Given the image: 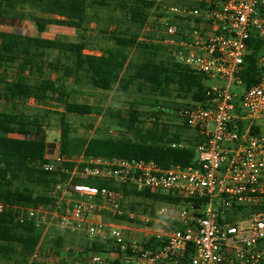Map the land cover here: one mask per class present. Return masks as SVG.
Masks as SVG:
<instances>
[{"label":"built area","instance_id":"1","mask_svg":"<svg viewBox=\"0 0 264 264\" xmlns=\"http://www.w3.org/2000/svg\"><path fill=\"white\" fill-rule=\"evenodd\" d=\"M142 30L140 41L161 46L173 62L207 81L221 82L208 86L203 103H186L175 111L179 123L203 140L195 147V166L164 168L153 160L84 154L69 158L61 153L60 141L50 143L45 169L61 179L52 184L45 203L11 209L22 223L31 220L42 230L54 224L62 232L81 234L89 246L103 245L107 252L64 261L54 251L37 248L31 261L184 264L191 252L189 264H264V211L235 221L227 218L237 207L264 206V133L252 132L264 119V52L257 59V84L246 88L241 78L252 53L249 44L264 43V0H177L158 11L153 8ZM12 31L25 35L17 27ZM165 116H152L148 124L165 123ZM102 136L120 134L107 130ZM82 180L173 195L181 202L144 206L140 216L125 207L128 197L123 193ZM6 208L0 203V212Z\"/></svg>","mask_w":264,"mask_h":264},{"label":"trees","instance_id":"2","mask_svg":"<svg viewBox=\"0 0 264 264\" xmlns=\"http://www.w3.org/2000/svg\"><path fill=\"white\" fill-rule=\"evenodd\" d=\"M113 2L118 4L121 15L111 16L101 30L111 45L102 48L100 53L92 49L84 35L78 42L43 36L51 27L87 33L90 25L101 21L99 12L112 7ZM154 5L147 0H0V19L31 22L38 32L30 36L0 30V98L11 106L8 111H0V203L8 207L0 212V264H42L30 259L37 248L54 251L64 261L83 260L107 252L103 245L89 246L84 239L79 243L74 238L67 239L75 236L70 232L56 234L45 248L44 231L31 220L23 223L17 220L18 212L11 207L45 203L52 184L61 179L58 173L45 169L48 162L45 132L49 129L50 112L30 114L18 108L21 102L33 100L39 105L62 107L63 111L58 112L60 148L69 158L84 154L153 160L164 168L195 166V147L203 143L201 137L186 136L185 131L190 129L183 124L147 125L152 116L167 115L160 110L162 107L176 111L186 103H203L208 90L203 75L173 62L161 46L139 40ZM249 45L252 53L246 58L241 74L246 88L257 84V59L264 52L262 41ZM87 50L94 52L89 54ZM133 50L137 52L136 58L132 56ZM49 51L59 52L63 59H51ZM48 70L60 75L49 77ZM59 77L73 80L72 90ZM85 87L135 95L125 113L109 112L117 121L120 136H102L103 131L97 129L100 131L89 138L74 131L67 114H102L100 107L71 101V96ZM261 131L259 126L252 130L253 133ZM181 142L189 147H171L172 143ZM82 183L106 187L153 204L181 202L173 195L149 190L137 192L126 185L97 180H82ZM255 211H264V206L237 207L227 218L235 221ZM190 253L184 264H189Z\"/></svg>","mask_w":264,"mask_h":264},{"label":"rangeland","instance_id":"3","mask_svg":"<svg viewBox=\"0 0 264 264\" xmlns=\"http://www.w3.org/2000/svg\"><path fill=\"white\" fill-rule=\"evenodd\" d=\"M147 1H151L155 3L153 7L156 9V11H158L161 8V5L173 4V3L177 4V0H147ZM117 9H118V4L116 2H113L112 7L99 12L101 21L99 22V24L93 23L92 25H90L87 33H84L82 31H77L75 29L68 27H51L49 28L48 32L45 33L43 36H45L46 38L64 39L69 42H78L80 40V36L84 35L85 36L84 38L87 40V42L90 43L92 49L93 50L96 49V51L100 53L102 48H106L111 45L110 41L107 39L108 36L104 35L101 30H104L105 27L108 25V19L111 16L116 17L121 15L120 11H118ZM153 25L157 26L156 22H154ZM15 27L23 30V33L25 35L27 30H29V28H32L33 30L32 24L25 25L24 27L21 22H16L13 20L6 21L0 19V30H4V29L13 30V28ZM33 32H34L33 35L35 34L38 35V32L37 31L35 32V29ZM140 37H143V30L141 31ZM150 38H153V35H150ZM93 50L88 52L93 53L94 52ZM57 56L61 60L63 59V56L58 55L57 53L50 54L51 58H55ZM132 56L134 58L138 56L135 50L132 51ZM59 75H60L59 73H54L53 71L50 72L49 70L47 71V76L49 77H56ZM60 80L67 85L69 90H72L73 80H68V79L64 80L63 78H60ZM206 84L208 86H215L221 84V82L218 80H209L206 82ZM239 90H243V89L240 87ZM80 92L79 94H73L71 96V101L81 104H89V105L97 106L102 109L101 115L92 114V115L80 116L74 114H67V120L74 127L75 129L74 131L78 132L79 135H87L89 138L93 136L92 135L93 133L100 131L97 129H101L102 131L117 130V121L114 117L110 116L109 112H117L120 110L125 113L129 108V102H131L135 97V95H122V94H118L116 91H101L90 87H85L81 89ZM0 108L6 111V110H10L11 106L3 102ZM18 108L30 114L42 113V115H44L45 111L50 112L49 118L47 119L49 129L46 130L45 132L46 140L49 144L50 142L52 143V142L60 141L61 126H60V119L58 112L63 111L62 107H58L57 105L54 104L39 105L35 101L30 100V101L21 102ZM167 111L168 113L164 117L165 124L175 125V126L180 125L179 120L175 116V111H169V110ZM147 125L149 124L147 123ZM258 126L261 128L262 130L261 132L264 133V119L259 122ZM90 132H92V134H90ZM185 135L191 138L194 137L196 134L192 130H186ZM125 201H126L125 207L138 210L136 213L140 216H143L142 211L144 210V206L148 208V206L159 207L165 205L163 203L153 204L151 202L138 200L133 197H128ZM43 231L45 236L42 241V245L45 248L49 247L50 240L52 238H55L56 234L64 233L65 235L66 233L58 230L54 224L48 226L47 229H43ZM73 234H75V236L67 237V239L74 238L77 241V243L83 241L81 234L78 233H73Z\"/></svg>","mask_w":264,"mask_h":264},{"label":"crops","instance_id":"4","mask_svg":"<svg viewBox=\"0 0 264 264\" xmlns=\"http://www.w3.org/2000/svg\"><path fill=\"white\" fill-rule=\"evenodd\" d=\"M22 24H23V26L25 27V25H30V24H32L31 22H27V21H25V22H21ZM27 23V24H26ZM33 25V24H32ZM28 27H30V26H28ZM34 29H35V32L37 31L36 30V28H35V26L33 25V30H32V28H29V30H27V32H26V35H30V36H36L37 34H35V35H33L34 34ZM32 30V31H31ZM45 37V36H44ZM67 41V40H66ZM51 53H57L58 55H60L59 54V52H57V51H49L48 52V54H49V57H50V54ZM51 58V57H50ZM51 59H57V60H61L60 58H58V56L57 57H55V58H51ZM65 80V79H64ZM0 107H1V105H0ZM0 111H5V110H2L1 108H0ZM6 111H8V110H6ZM48 143V142H47ZM51 143V142H50ZM48 146H49V143H48Z\"/></svg>","mask_w":264,"mask_h":264}]
</instances>
